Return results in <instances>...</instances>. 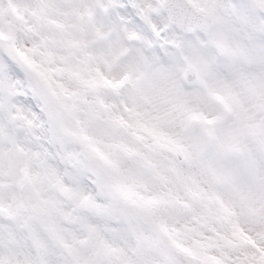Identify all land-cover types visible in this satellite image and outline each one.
Returning <instances> with one entry per match:
<instances>
[{
  "label": "snow or ice",
  "instance_id": "6c2138e0",
  "mask_svg": "<svg viewBox=\"0 0 264 264\" xmlns=\"http://www.w3.org/2000/svg\"><path fill=\"white\" fill-rule=\"evenodd\" d=\"M0 264H264V0H0Z\"/></svg>",
  "mask_w": 264,
  "mask_h": 264
}]
</instances>
